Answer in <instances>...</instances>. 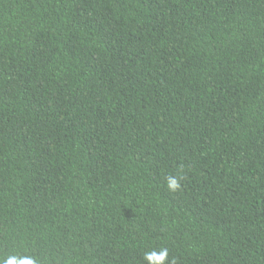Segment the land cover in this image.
Returning a JSON list of instances; mask_svg holds the SVG:
<instances>
[{
    "label": "trees",
    "instance_id": "1",
    "mask_svg": "<svg viewBox=\"0 0 264 264\" xmlns=\"http://www.w3.org/2000/svg\"><path fill=\"white\" fill-rule=\"evenodd\" d=\"M8 256L264 264V0H0Z\"/></svg>",
    "mask_w": 264,
    "mask_h": 264
},
{
    "label": "clouds",
    "instance_id": "2",
    "mask_svg": "<svg viewBox=\"0 0 264 264\" xmlns=\"http://www.w3.org/2000/svg\"><path fill=\"white\" fill-rule=\"evenodd\" d=\"M181 179L182 177H174L169 175L167 177V187L171 191H176L181 188ZM166 255V252H165ZM0 264H37L32 258L20 259L16 256H8L5 259H0Z\"/></svg>",
    "mask_w": 264,
    "mask_h": 264
}]
</instances>
